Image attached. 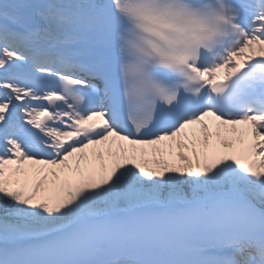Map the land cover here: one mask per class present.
<instances>
[{
    "label": "snow or ice",
    "instance_id": "6c2138e0",
    "mask_svg": "<svg viewBox=\"0 0 264 264\" xmlns=\"http://www.w3.org/2000/svg\"><path fill=\"white\" fill-rule=\"evenodd\" d=\"M0 264H264V0H0Z\"/></svg>",
    "mask_w": 264,
    "mask_h": 264
}]
</instances>
